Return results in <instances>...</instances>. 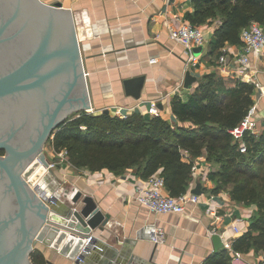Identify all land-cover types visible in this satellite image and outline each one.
I'll list each match as a JSON object with an SVG mask.
<instances>
[{
    "label": "crops",
    "instance_id": "obj_1",
    "mask_svg": "<svg viewBox=\"0 0 264 264\" xmlns=\"http://www.w3.org/2000/svg\"><path fill=\"white\" fill-rule=\"evenodd\" d=\"M45 1H60L74 13L86 58L94 112L108 107L113 115H128L137 110L151 117L153 114L148 108L156 102L163 117L173 125H187L175 122L171 105L173 95L187 98L199 83L197 80L189 87L184 85L187 70L198 79L215 71L230 79L232 84L248 78L239 74L236 64H231L227 71L217 64L222 51L230 56L242 51V42L228 41L220 50L211 52L219 17H209L198 24L205 32L206 42L198 63L188 68L186 50L169 36V30L188 20L186 14L194 11V0ZM251 64L259 81V86L255 85L253 105L256 132L261 133L264 130V54L253 56ZM137 75L146 77L140 98L128 95L123 84L124 78ZM193 160L209 171L202 176L192 174L186 190H192L200 180L203 193L200 202H189L181 213L157 212L140 203L135 193L148 177L142 176L136 168L122 173L107 168L92 171L72 164L69 169L67 165L54 169V179L65 180L64 186L72 189L71 195L75 189L93 195L109 218L105 229L97 231L101 243L85 264H111L112 258L121 264H216L224 249L229 253L225 264H260L264 257L261 251H238L240 255L237 256L225 246L215 249L214 234L219 233L224 242H234L248 228L258 207L255 203L234 199L230 189L214 190L217 182L209 176L212 172L206 153ZM210 207L217 209L219 217L208 212ZM214 228L217 232L212 234ZM160 229L165 237L163 241H155L154 234ZM49 254H54L48 259L57 264H78L56 249L49 250Z\"/></svg>",
    "mask_w": 264,
    "mask_h": 264
},
{
    "label": "water",
    "instance_id": "obj_2",
    "mask_svg": "<svg viewBox=\"0 0 264 264\" xmlns=\"http://www.w3.org/2000/svg\"><path fill=\"white\" fill-rule=\"evenodd\" d=\"M202 49L196 46L194 52ZM145 78H124L125 92L140 98ZM197 80L186 71V87ZM89 83L71 8L60 1L0 0V148L6 150L0 154V264H34L35 241L85 264L101 243L97 231L109 218L93 195L80 189L71 195L57 186L44 152L68 117L93 111ZM33 170L39 181L29 178ZM192 191L203 193L200 180ZM212 239L215 249L224 246L219 233ZM112 259L111 264H121Z\"/></svg>",
    "mask_w": 264,
    "mask_h": 264
},
{
    "label": "trees",
    "instance_id": "obj_3",
    "mask_svg": "<svg viewBox=\"0 0 264 264\" xmlns=\"http://www.w3.org/2000/svg\"><path fill=\"white\" fill-rule=\"evenodd\" d=\"M194 2V11L186 14L193 24L203 23L209 17L220 18L211 41L212 53L228 41L242 42L241 31L252 21L264 26V0ZM198 81L187 98L175 94L171 100L175 122L187 125H173L161 112L148 117L135 110L121 117L111 112L81 110L54 130L51 143L58 152L65 149L76 168L92 171L107 168L115 173L136 168L144 177L159 173L165 179L168 192L175 196L187 191L193 158L206 153L209 161L214 160L222 166L221 170L209 175L216 179L214 190L230 189L234 199L255 203L258 207L248 228L234 240L233 248L264 253V183L263 190L259 189L252 179L238 181L230 171L246 169L245 161L250 156L258 164L257 169H252L251 178L264 181V130L258 134L246 132L245 152L239 150V142L228 131L253 105L255 84L241 79L232 84L230 79L215 71L205 73ZM228 256L227 250H222L216 264H225ZM31 258L34 264L46 263L39 249L31 253Z\"/></svg>",
    "mask_w": 264,
    "mask_h": 264
},
{
    "label": "built area",
    "instance_id": "obj_4",
    "mask_svg": "<svg viewBox=\"0 0 264 264\" xmlns=\"http://www.w3.org/2000/svg\"><path fill=\"white\" fill-rule=\"evenodd\" d=\"M169 36L184 46L187 53V65L188 68L195 66L199 61V54L194 52V48L199 45H204L206 42V35L201 26L195 25L189 20H184L179 26L171 27L169 30ZM242 51L230 56L229 53L222 51L218 58V66L227 71L231 64H236L240 75H247L248 82L254 83L259 86V81L256 77V70L251 64L252 57H261L264 54V26L258 21H252L245 26L241 31ZM154 60V59H153ZM148 111L157 115L160 113L159 106L156 102H152L148 108ZM256 108L252 105L244 118L234 127L228 131L233 136L234 140L239 142V150L245 152L247 150V144L244 140L246 132L255 133V115ZM119 116L126 117L127 114L120 113ZM61 154H67L66 151H61ZM185 155L189 157V154L185 152ZM53 168L55 164L50 162ZM208 168H200L193 160L192 174L202 176L205 172H208ZM135 198L142 204L146 205L150 209L157 212H176L181 213L185 210L186 205L189 202L198 203L201 200V194L194 193L192 190L186 191L180 195H172L167 191L165 179L159 173H154L147 178V181L137 187ZM208 212L217 217V209L210 207ZM237 232L240 231L239 227L234 226ZM212 234L217 232V229L211 230ZM164 231L160 229L154 234L153 239L155 241H163ZM86 243L91 241L92 237L88 236ZM223 240V239H222ZM233 242L225 241L224 246L228 250H231L233 254L239 256L240 252L233 249ZM96 247H99L96 243ZM260 264H264V257Z\"/></svg>",
    "mask_w": 264,
    "mask_h": 264
},
{
    "label": "rangeland",
    "instance_id": "obj_5",
    "mask_svg": "<svg viewBox=\"0 0 264 264\" xmlns=\"http://www.w3.org/2000/svg\"><path fill=\"white\" fill-rule=\"evenodd\" d=\"M83 54V53H82ZM106 74V73H105ZM92 112H94V111H92ZM53 135H54V133H52V135L49 137V139L47 140V142L45 143V145H44V152H45V154H46V156L48 157V159L50 160V162H53L54 164H55V166H54V169H56V168H58V167H60L61 165L63 166V165H67V169H69V167H70V164H71V162L69 161V157H68V155L67 154H65V155H63V154H61V151H66L65 149H62V150H60L59 152L58 151H56L54 148H53V145H52V143H51V140H52V138H53ZM252 157H250V156H248V158L246 159V161H245V163L247 164V168L246 169H244L243 171H240V170H235V171H233V169L232 170H230V171H232L231 172V175H232V177H237V180L238 181H246L248 178H250V179H252V181H253V183L256 185V186H258L259 187V189H262L261 188V185L264 183V181H260L259 179H256V178H251V171H252V169H257L258 168V164L257 163H255V162H253L252 161ZM70 162V163H69ZM209 163H210V169H211V172H216V171H219V170H221L222 169V166H221V163H217V162H214V160H212V161H209ZM250 165V166H249ZM72 166V165H71ZM73 168V167H72ZM74 169V168H73ZM69 171V170H68ZM53 178V177H52ZM54 178H55V176H54ZM219 178L220 177H218V182H219ZM41 179V177H39V179L38 180H40ZM62 179V178H61ZM59 181V180H58ZM65 181V180H64ZM63 180H61V181H59V185L60 186H63L64 187V184H65V182H64ZM235 183V181H233V182H231V184H230V186L232 187L233 186V184ZM70 190H72V189H70ZM263 190V189H262ZM264 191V190H263ZM70 192V191H69ZM34 250L35 249H39V250H41V252L44 254V256H45V258H46V263L45 264H51V263H49L48 262V258L50 257V256H53V255H51V254H49V250H51L52 251V249H54V248H52V247H50L48 244H45V243H43V242H41V241H35V243H34ZM57 251V250H56ZM60 252V251H59ZM61 253V252H60ZM50 260V259H49Z\"/></svg>",
    "mask_w": 264,
    "mask_h": 264
},
{
    "label": "bare ground",
    "instance_id": "obj_6",
    "mask_svg": "<svg viewBox=\"0 0 264 264\" xmlns=\"http://www.w3.org/2000/svg\"><path fill=\"white\" fill-rule=\"evenodd\" d=\"M38 175H39V172H36V171L34 172V170H33V171L31 172L29 178H30L31 180H33V181H36V180L39 181V180H38L39 177H37Z\"/></svg>",
    "mask_w": 264,
    "mask_h": 264
},
{
    "label": "flooded vegetation",
    "instance_id": "obj_7",
    "mask_svg": "<svg viewBox=\"0 0 264 264\" xmlns=\"http://www.w3.org/2000/svg\"><path fill=\"white\" fill-rule=\"evenodd\" d=\"M5 152H6V150H5L4 148H0V154H1V155L5 154ZM0 175H1V173H0ZM1 179H2V178H1Z\"/></svg>",
    "mask_w": 264,
    "mask_h": 264
}]
</instances>
